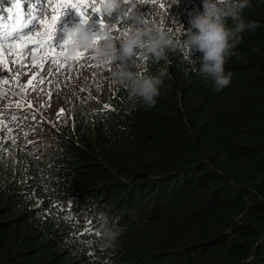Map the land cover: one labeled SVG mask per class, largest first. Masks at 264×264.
<instances>
[{
	"label": "trees",
	"instance_id": "trees-1",
	"mask_svg": "<svg viewBox=\"0 0 264 264\" xmlns=\"http://www.w3.org/2000/svg\"><path fill=\"white\" fill-rule=\"evenodd\" d=\"M197 1L122 0L111 14L84 2L89 19L113 23L118 34L135 23L134 9L176 46L159 63L139 49L126 62L118 53L105 84L87 86L62 116L44 119L14 100L41 147L0 129V264H264V0L241 13L258 27L241 34L219 92L196 71L199 53L183 44L202 11ZM18 2L0 0V25L9 30L30 6L51 4ZM73 18L81 21L76 11ZM108 29L94 25L92 33ZM122 63L138 75L167 69L154 106L113 79ZM100 214L124 229L114 248L100 246Z\"/></svg>",
	"mask_w": 264,
	"mask_h": 264
},
{
	"label": "clouds",
	"instance_id": "clouds-1",
	"mask_svg": "<svg viewBox=\"0 0 264 264\" xmlns=\"http://www.w3.org/2000/svg\"><path fill=\"white\" fill-rule=\"evenodd\" d=\"M100 7L103 13L111 14L122 8V0H103ZM248 7H251L250 0H202V11H198L190 19V27L187 29L183 44L192 53H199V67L196 71L201 76L210 79L217 92L223 90L230 83L231 74H225L224 66L227 58L233 54L232 50L241 42V34L249 30L255 31L258 27L256 22H246L241 15L243 9ZM128 16L135 23L130 25L126 32L116 37L107 32H100L101 39L99 40L96 39L97 33L92 32L93 26H100V22L91 18L92 22L88 24L91 32H88L83 23L79 22L75 25L73 20L69 19L66 27L74 26L67 27L63 46L58 54L59 59L71 65L84 52L98 67H103L107 62L115 59L118 53L122 61L126 62L134 51L139 49L155 63H159L161 60L167 62V50L175 48V39L165 29L146 22L142 16L136 14L134 9L129 10ZM229 21H231V25H229ZM41 25V23H33L30 28ZM32 31L33 33L37 32L36 28ZM41 54L39 52L38 55L41 56ZM2 55L6 61L17 58L15 55H10L7 49ZM40 61L44 64L47 62V60ZM4 64L5 62L0 61V97L2 98L11 96V86L14 89L19 88L17 82H24L26 70L31 71L34 68V52L27 62H24V58L18 61L16 72L4 75L2 71ZM21 64L24 66L20 67ZM85 66H90V63L82 65V67ZM112 76L117 83L127 86L130 98L138 99L142 106L152 107L156 103L163 79L168 76V72L166 68H162L158 75H138L134 71L128 70L126 63H122L113 71ZM23 91L24 89H22ZM100 221L102 226L100 246L114 248L124 229L115 224L109 226L108 218L103 214H100Z\"/></svg>",
	"mask_w": 264,
	"mask_h": 264
},
{
	"label": "rangeland",
	"instance_id": "rangeland-1",
	"mask_svg": "<svg viewBox=\"0 0 264 264\" xmlns=\"http://www.w3.org/2000/svg\"><path fill=\"white\" fill-rule=\"evenodd\" d=\"M85 1H91L92 3H94L95 0H84V2ZM74 2L79 3L80 0H74ZM61 4L62 0H51V4L45 7V10L42 15V21H44L45 23H49L51 21L52 15L56 14L53 11V8ZM197 5L198 8L196 9L202 10V0H198ZM73 11L76 10L72 8L65 9L63 15L57 22L56 30L53 33V37L50 43V45L54 47L57 51L62 49L66 32L68 30L67 27L71 28L74 26L69 25L66 27L69 19L74 20L72 19ZM91 14L93 13L90 12V14L88 15L89 18ZM110 20L114 22L113 19ZM90 22H92L91 19H88L87 23L84 24L85 30L88 32H91V29L88 26ZM103 23L105 25L103 27L107 28H111V25H113V23L107 24L104 21ZM123 27L127 28L126 19ZM35 28L37 32L42 31L43 25L37 27L35 26L32 29ZM118 31H122V29ZM118 31L114 28L112 33L110 34L116 37L119 35ZM54 39L61 40L55 41ZM18 51L19 49H17V52ZM31 54L32 53H30L28 56L23 57L24 62L28 61ZM38 54L39 52H34V68L31 71L26 70L25 76L23 78L24 82H17V87L19 88L14 89L13 86H11V96H6L0 99V110H2L0 111L1 133L9 140L11 139L12 141H17L19 143L30 142L35 138L36 133H32L29 129L31 127L30 125L32 124V122H29L28 120L31 117L24 114L25 109L19 111L22 106L13 104L15 102L14 100L21 102L28 109L34 110L38 116L44 119L46 118V116L52 118L53 115L59 116L57 112L65 110L68 105L77 100L78 96H84L87 86L89 90H94L99 86H103L105 84V77L107 74V63L103 67H98L95 63H92L90 66L82 68V66L78 67L77 62L74 61L71 65L66 64L62 73L59 71L53 72L55 66L52 65L54 67L53 68L48 63V61L46 62V64L41 62L40 60L46 61V59H43V53L41 54V56H39ZM41 63H43L44 67H41ZM15 70L16 64H12L11 60L5 63L4 67L2 68L4 75H7L9 72H16ZM50 73H52L51 76L49 75ZM36 79L43 80L45 81V83L37 84ZM30 81H32V83H29ZM22 89H24L23 92ZM7 107L13 111L4 112L3 109ZM13 116L15 117V119L12 118ZM9 119H11V122H13L14 128H19L18 131L15 132L8 130V122L4 121H7ZM1 122L5 124H2ZM31 142H35V144H32L30 147H35L37 149L41 147V143L39 141ZM36 152H40V150H36Z\"/></svg>",
	"mask_w": 264,
	"mask_h": 264
},
{
	"label": "snow or ice",
	"instance_id": "snow-or-ice-1",
	"mask_svg": "<svg viewBox=\"0 0 264 264\" xmlns=\"http://www.w3.org/2000/svg\"><path fill=\"white\" fill-rule=\"evenodd\" d=\"M103 0H95L94 3L91 4L92 12L101 14L103 13L101 10V3ZM135 2V0H134ZM133 2V3H134ZM26 3V0H20V2L15 4V7L17 9H21L22 4ZM29 5L32 4L28 3ZM84 4V0H80L79 3L74 2V0H62V4L54 7L53 11L56 13L55 15H52L51 21L49 23H45L44 21H41V24L43 25V30L36 32L33 34V29H30V25L33 23L37 24V21L39 20L40 15L44 12V7L42 4V8H35L33 6H30L29 9L26 12H23L22 16L13 17V26L11 30H8V26L6 25H0V61H3L7 63L8 61L4 60L2 53L7 49V52L10 55H15L17 58L11 60L12 64H17L20 59H22L25 56H28L30 53L33 52H41L43 53V59H46L49 64L54 65L55 68L53 69V72L59 71L63 72L66 63L61 61L59 59V51H57L54 47L50 45V42L53 37V33L56 30V25L60 17L63 15V12L67 8L75 9L77 14L81 17V23L86 24L89 16L88 13L85 12L84 7L82 5ZM86 6V5H85ZM124 15V14H123ZM105 26L103 23V20H100V27ZM116 28H119L117 25H115ZM100 29V28H99ZM114 29V25L109 28L107 33L112 32ZM96 35V39H101L100 36V30H98ZM17 49L19 51L17 52ZM77 66L80 67L84 63H90V57L82 52L78 58L76 59ZM20 67H23L24 65H19ZM41 67H44L43 63H41ZM50 76L52 73L49 74ZM11 78V77H9ZM35 79V78H34ZM29 83H32L30 81ZM36 83H45V81L36 79ZM2 98V97H0ZM107 107V106H106ZM2 111V110H0ZM63 110H61L58 115L62 116ZM15 119V117H12Z\"/></svg>",
	"mask_w": 264,
	"mask_h": 264
},
{
	"label": "bare ground",
	"instance_id": "bare-ground-1",
	"mask_svg": "<svg viewBox=\"0 0 264 264\" xmlns=\"http://www.w3.org/2000/svg\"><path fill=\"white\" fill-rule=\"evenodd\" d=\"M110 136V135H109ZM92 137V136H91ZM93 138V137H92ZM112 139V138H111ZM101 142V141H100ZM101 144V143H100ZM101 147V146H100ZM109 148V147H108ZM77 149V148H76ZM81 154V153H80ZM93 163V162H92ZM86 176V175H85ZM172 222V221H171ZM165 225V224H164ZM154 229V228H153ZM133 230V229H132ZM130 232V231H129ZM132 233V232H131ZM143 234V233H142ZM141 234V235H142ZM80 236V235H79ZM162 238V237H161ZM185 238V237H184ZM159 245V244H158Z\"/></svg>",
	"mask_w": 264,
	"mask_h": 264
}]
</instances>
